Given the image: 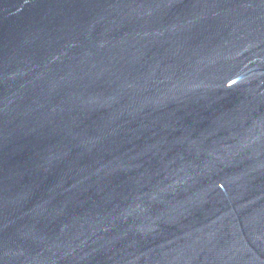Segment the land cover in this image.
Returning <instances> with one entry per match:
<instances>
[{"label":"water","instance_id":"1","mask_svg":"<svg viewBox=\"0 0 264 264\" xmlns=\"http://www.w3.org/2000/svg\"><path fill=\"white\" fill-rule=\"evenodd\" d=\"M0 264H264V0H0Z\"/></svg>","mask_w":264,"mask_h":264}]
</instances>
